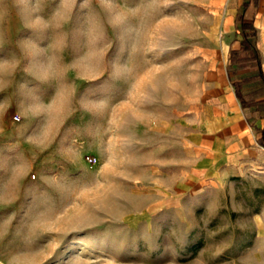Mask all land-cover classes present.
Masks as SVG:
<instances>
[{
    "label": "rangeland",
    "instance_id": "1",
    "mask_svg": "<svg viewBox=\"0 0 264 264\" xmlns=\"http://www.w3.org/2000/svg\"><path fill=\"white\" fill-rule=\"evenodd\" d=\"M242 1L0 0V264H264V149L191 172Z\"/></svg>",
    "mask_w": 264,
    "mask_h": 264
},
{
    "label": "crops",
    "instance_id": "2",
    "mask_svg": "<svg viewBox=\"0 0 264 264\" xmlns=\"http://www.w3.org/2000/svg\"><path fill=\"white\" fill-rule=\"evenodd\" d=\"M256 15L257 12L254 19L257 27ZM257 29L259 32L258 46L264 60L263 50L259 45L260 29L258 27ZM230 94L232 93L228 95ZM232 95L234 96V94ZM232 107V104H230V111L226 115L219 114L208 118L206 135L207 155L205 159L199 161L192 168L191 172L195 177L200 179L225 178L238 168L237 165L241 160L244 159V162H246L247 159V162H249L251 157L260 154V148L264 149L257 142V131L255 130L254 133L250 131L251 127L249 125L251 124L248 122L241 104H239V112L237 114L232 112Z\"/></svg>",
    "mask_w": 264,
    "mask_h": 264
},
{
    "label": "trees",
    "instance_id": "3",
    "mask_svg": "<svg viewBox=\"0 0 264 264\" xmlns=\"http://www.w3.org/2000/svg\"><path fill=\"white\" fill-rule=\"evenodd\" d=\"M260 5L261 0H243L238 9L241 38L239 46L229 50V64L252 69L246 73L238 71L234 77L229 73V79L237 85L236 96L248 122L256 128L257 142L264 147V65L258 46V29L254 23ZM250 85H254V88L245 93L244 88ZM259 100L263 102V107L258 105ZM258 120H262V126L256 124Z\"/></svg>",
    "mask_w": 264,
    "mask_h": 264
},
{
    "label": "bare ground",
    "instance_id": "4",
    "mask_svg": "<svg viewBox=\"0 0 264 264\" xmlns=\"http://www.w3.org/2000/svg\"><path fill=\"white\" fill-rule=\"evenodd\" d=\"M261 38V37H260ZM259 45H260V47L262 48L264 45H263V43H262V41H259ZM264 51V50H263ZM232 98V97H231ZM233 99V98H232ZM236 111V110H235Z\"/></svg>",
    "mask_w": 264,
    "mask_h": 264
},
{
    "label": "flooded vegetation",
    "instance_id": "5",
    "mask_svg": "<svg viewBox=\"0 0 264 264\" xmlns=\"http://www.w3.org/2000/svg\"><path fill=\"white\" fill-rule=\"evenodd\" d=\"M252 68L251 67H248V68H246V71H250Z\"/></svg>",
    "mask_w": 264,
    "mask_h": 264
}]
</instances>
